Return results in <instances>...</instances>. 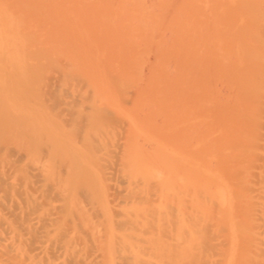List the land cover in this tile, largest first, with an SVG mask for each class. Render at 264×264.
Instances as JSON below:
<instances>
[{
    "label": "bare ground",
    "instance_id": "bare-ground-1",
    "mask_svg": "<svg viewBox=\"0 0 264 264\" xmlns=\"http://www.w3.org/2000/svg\"><path fill=\"white\" fill-rule=\"evenodd\" d=\"M0 264H264V0H0Z\"/></svg>",
    "mask_w": 264,
    "mask_h": 264
},
{
    "label": "rangeland",
    "instance_id": "rangeland-1",
    "mask_svg": "<svg viewBox=\"0 0 264 264\" xmlns=\"http://www.w3.org/2000/svg\"><path fill=\"white\" fill-rule=\"evenodd\" d=\"M91 8H92V7H91ZM93 8L95 9L96 7L93 6ZM93 8H92V9H93ZM96 9H97V8H96ZM151 54H152V56H154L153 53H151ZM151 54H149V56H148L149 58H148V57L145 58V60H146V59H147V60L149 59V60H148V62H147V60H146L145 63H144V66H143L144 68H143V69H145V70H142L143 73H144V74L142 73L143 76H144V75L147 76V75L149 74V71L146 72V71H147L146 68H148V66L151 67L150 65L152 64V61L154 62V58L151 56ZM170 54H171V53H170ZM179 57H181V56H179ZM150 58H151V59H150ZM182 58H183V57H182ZM182 58H181V60H182ZM152 59H153V60H152ZM183 59H184V60L181 62V65L185 66V65L187 64V62H186L187 60H186L185 57H184ZM150 60H151V62H150L151 64L149 63ZM181 60H180V61H181ZM146 62H147L148 64H146ZM154 63H155V62H154ZM149 64H150V65H149ZM153 65H155V64H153ZM146 66H147V67H146ZM148 70H149V68H148ZM145 72H146V73H145ZM146 76H145V77H146Z\"/></svg>",
    "mask_w": 264,
    "mask_h": 264
}]
</instances>
